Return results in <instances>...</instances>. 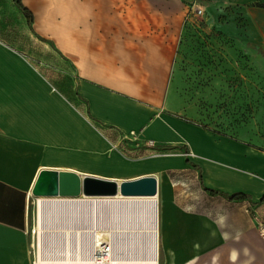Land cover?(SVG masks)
Listing matches in <instances>:
<instances>
[{
  "label": "crops",
  "instance_id": "crops-1",
  "mask_svg": "<svg viewBox=\"0 0 264 264\" xmlns=\"http://www.w3.org/2000/svg\"><path fill=\"white\" fill-rule=\"evenodd\" d=\"M193 1L19 0L74 78L56 86L0 38V264H33L29 204L45 169L118 181L153 175L169 260L196 248L180 264H264V148L207 126L189 89L172 86ZM257 1L246 10L264 40ZM236 192L250 197L229 198Z\"/></svg>",
  "mask_w": 264,
  "mask_h": 264
},
{
  "label": "rangeland",
  "instance_id": "rangeland-1",
  "mask_svg": "<svg viewBox=\"0 0 264 264\" xmlns=\"http://www.w3.org/2000/svg\"><path fill=\"white\" fill-rule=\"evenodd\" d=\"M251 2L259 3L257 0L247 4L232 0L189 3V15L178 33L171 82L181 95L189 89L193 106L207 126H216L237 139L264 148V40L246 10ZM22 10L19 0H0V38L27 54L56 86L72 87L73 65L53 41L34 31L30 16ZM36 196L32 193L30 198L28 223L33 264L38 263L39 241ZM45 223L49 226L50 220L46 218ZM102 224L109 239H126L132 231L140 230L126 222L121 227L112 224L111 228L108 220ZM94 228L93 222L82 220L75 230L85 233ZM123 243L122 248L128 247L127 239ZM136 247L139 254L141 246ZM198 251L193 248L186 254L177 252L170 262L161 235L159 264H180ZM208 251L207 255H201L200 263L209 259Z\"/></svg>",
  "mask_w": 264,
  "mask_h": 264
},
{
  "label": "bare ground",
  "instance_id": "bare-ground-1",
  "mask_svg": "<svg viewBox=\"0 0 264 264\" xmlns=\"http://www.w3.org/2000/svg\"><path fill=\"white\" fill-rule=\"evenodd\" d=\"M39 206V241L37 257L40 264H98L94 257H82L73 253V243L87 239L94 246L105 250L106 264H159L160 234V194L156 195H37ZM46 218L50 225H46ZM95 225L94 230L85 233L75 228L80 221ZM108 220L110 227L124 222L140 230L124 239H109L103 223ZM108 227V226H107ZM136 233V234H134ZM137 244L140 245L137 254ZM170 262L174 254L169 252Z\"/></svg>",
  "mask_w": 264,
  "mask_h": 264
},
{
  "label": "water",
  "instance_id": "water-1",
  "mask_svg": "<svg viewBox=\"0 0 264 264\" xmlns=\"http://www.w3.org/2000/svg\"><path fill=\"white\" fill-rule=\"evenodd\" d=\"M35 195H156L158 178L153 175L118 181L97 176H81L76 172L45 169L39 174L32 190Z\"/></svg>",
  "mask_w": 264,
  "mask_h": 264
},
{
  "label": "built area",
  "instance_id": "built-area-1",
  "mask_svg": "<svg viewBox=\"0 0 264 264\" xmlns=\"http://www.w3.org/2000/svg\"><path fill=\"white\" fill-rule=\"evenodd\" d=\"M87 238L85 237H82L81 240H78L76 241L75 243H73L72 247H73V250L72 252L73 253H76L82 257H94L98 264H106L107 260H106V257L107 255L105 254V250L101 247L103 246L104 244L101 243L100 245L98 246H94V241L91 242V240L87 243ZM35 264H40V263H35Z\"/></svg>",
  "mask_w": 264,
  "mask_h": 264
},
{
  "label": "trees",
  "instance_id": "trees-1",
  "mask_svg": "<svg viewBox=\"0 0 264 264\" xmlns=\"http://www.w3.org/2000/svg\"><path fill=\"white\" fill-rule=\"evenodd\" d=\"M261 6H264V3H261L260 4ZM26 13L29 15V13L26 11ZM30 16V15H29ZM30 19H31V22H32V18L30 16ZM212 192H219L217 190H214V189H210ZM247 197H250V195H248L247 193H244V192H236V193H233L231 195H229V198L231 199H237V198H247ZM264 199V197H262V200Z\"/></svg>",
  "mask_w": 264,
  "mask_h": 264
}]
</instances>
